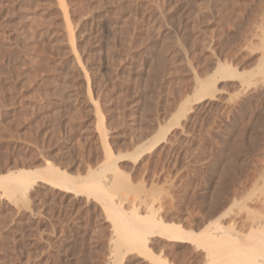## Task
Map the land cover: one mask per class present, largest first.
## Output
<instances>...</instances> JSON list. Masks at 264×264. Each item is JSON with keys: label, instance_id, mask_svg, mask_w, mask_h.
<instances>
[{"label": "rangeland", "instance_id": "1", "mask_svg": "<svg viewBox=\"0 0 264 264\" xmlns=\"http://www.w3.org/2000/svg\"><path fill=\"white\" fill-rule=\"evenodd\" d=\"M263 74L264 0H0V264H263Z\"/></svg>", "mask_w": 264, "mask_h": 264}, {"label": "bare ground", "instance_id": "2", "mask_svg": "<svg viewBox=\"0 0 264 264\" xmlns=\"http://www.w3.org/2000/svg\"><path fill=\"white\" fill-rule=\"evenodd\" d=\"M264 75V74H263ZM200 89L201 91L205 92L207 90H209V86L207 84V82L205 81H200ZM198 84V85H199ZM211 88V87H210ZM200 92V91H198ZM208 92L207 91L205 94L207 95ZM205 95V96H206ZM209 96V95H208ZM28 173H30V171H27ZM26 171L24 173H27ZM18 176H13L11 175V173H8L7 175H4L3 177H6L4 179H8L9 181H15V182H20V178L22 180V172H18L17 174ZM116 178H118L116 176ZM54 179V178H53ZM63 178H59L57 182H61ZM24 180V178H23ZM55 180V179H54ZM57 180V178H56ZM53 181V180H52ZM64 181V180H63ZM20 184V183H19ZM23 184V183H22ZM97 186V185H95ZM95 186H91L94 189L98 188ZM261 190H264V186H262L260 188ZM259 189V190H260ZM260 190V191H261ZM25 193V192H24ZM247 193V192H246ZM255 193V192H254ZM264 193V192H263ZM251 195L248 193V196ZM254 196V195H253ZM247 197V196H246ZM258 199V196H256ZM262 197V196H261ZM239 199V198H238ZM254 199V198H253ZM256 199V198H255ZM252 200V199H251ZM263 200V198L261 199ZM240 201V200H239ZM244 201V200H241ZM258 200H256L257 202ZM241 203V202H240ZM244 204V203H243ZM111 205V204H110ZM107 206L109 209L107 214L110 218V220H112L113 224H114V228H116L114 230V236H120L122 237V245H124L125 248L131 250V248H140V250L144 253V249L146 248L147 245V236L148 235H153V234H164L166 237L171 238V239H175V240H188V238L192 235L189 236V232H187L186 230H182L180 229V227L175 226L173 224H163V222H158L153 216H148L147 218L144 217H139L137 216L136 218H131L128 217L129 215H125L124 212L122 213V210H118L116 208H114L113 206ZM232 205V204H231ZM245 205V204H244ZM106 207V208H107ZM132 211V210H131ZM228 212V211H227ZM226 212V213H227ZM133 213V212H132ZM152 214V213H151ZM252 214V212H251ZM154 215V214H153ZM135 216V215H134ZM224 217V216H223ZM252 219V217L250 218ZM255 220H253L252 222H254ZM233 223V222H232ZM254 224V223H252ZM216 226V225H215ZM257 223L256 225H254L253 227L257 229ZM250 227V226H249ZM248 227V228H249ZM252 227V226H251ZM227 228V227H226ZM243 228V227H242ZM219 229V228H218ZM259 229V228H258ZM239 230V229H238ZM250 230V229H249ZM240 232V231H238ZM200 235H202L200 238L198 237V241L200 242V245L206 249V255L208 258L206 263L209 264H236L239 263L237 262L238 260H240L243 257V250L244 247H238V242H240L241 237L238 233H230L229 231H224V229H222L221 231H217V228L215 230V232H211V236L209 234L203 235L202 231L198 232ZM204 233V232H203ZM243 233V232H242ZM250 234V233H249ZM255 234V233H254ZM257 235V234H255ZM164 236V237H165ZM205 236L208 238H205ZM251 236V235H250ZM263 237V236H262ZM203 238H205V240H203ZM247 238V237H246ZM253 238V237H252ZM260 238V237H259ZM245 239V238H244ZM256 239V238H255ZM254 239V240H255ZM251 240V237H250ZM242 241V240H241ZM258 241V240H257ZM261 241V240H260ZM263 243H264V239H262ZM251 244V242H250ZM253 245V244H252ZM260 246V245H257ZM262 247V246H260ZM264 247V246H263ZM262 247V248H263ZM202 248V249H203ZM253 248V247H252ZM256 249V248H255ZM259 249V248H258ZM257 249V251H258ZM139 250V249H138ZM264 250V249H263ZM137 251V250H136ZM241 251V252H240ZM248 252V251H246ZM259 252V251H258ZM264 252V251H263ZM260 253V252H259ZM147 254V253H146ZM242 254V257H241ZM263 254V253H262ZM145 256V255H144ZM148 256V255H147ZM246 256H244V259H248ZM243 259V260H244ZM253 259V257H252ZM250 260V258H249ZM248 260H246L247 262ZM249 262V261H248ZM247 262V263H248ZM257 262V260H256ZM255 263V262H254ZM263 263V262H262ZM165 264V263H162ZM169 264V263H168ZM245 264V263H244ZM248 264H253L251 261ZM259 264V263H258ZM264 264V263H263Z\"/></svg>", "mask_w": 264, "mask_h": 264}]
</instances>
